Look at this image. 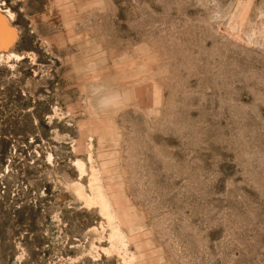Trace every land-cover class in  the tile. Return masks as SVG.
<instances>
[{
  "label": "rangeland",
  "instance_id": "374dc122",
  "mask_svg": "<svg viewBox=\"0 0 264 264\" xmlns=\"http://www.w3.org/2000/svg\"><path fill=\"white\" fill-rule=\"evenodd\" d=\"M3 18L0 264H264V0Z\"/></svg>",
  "mask_w": 264,
  "mask_h": 264
},
{
  "label": "bare ground",
  "instance_id": "6f19581e",
  "mask_svg": "<svg viewBox=\"0 0 264 264\" xmlns=\"http://www.w3.org/2000/svg\"><path fill=\"white\" fill-rule=\"evenodd\" d=\"M1 17H2V16H1ZM8 27H9V26H8ZM8 27H7V25H6L5 21H4V18H3V19H0V36H1L2 38H4V40H8V39H10L11 36L14 35L13 33H11L12 35H10V32H9V30H8ZM12 32H13V31H12ZM4 40L2 39L3 43H5Z\"/></svg>",
  "mask_w": 264,
  "mask_h": 264
}]
</instances>
